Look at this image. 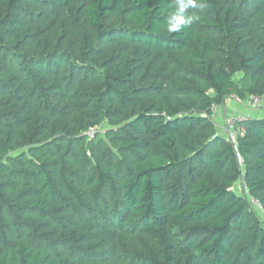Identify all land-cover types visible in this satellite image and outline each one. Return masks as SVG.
<instances>
[{"label": "trees", "instance_id": "trees-1", "mask_svg": "<svg viewBox=\"0 0 264 264\" xmlns=\"http://www.w3.org/2000/svg\"><path fill=\"white\" fill-rule=\"evenodd\" d=\"M179 2L0 0V264H264V0Z\"/></svg>", "mask_w": 264, "mask_h": 264}, {"label": "built area", "instance_id": "built-area-1", "mask_svg": "<svg viewBox=\"0 0 264 264\" xmlns=\"http://www.w3.org/2000/svg\"><path fill=\"white\" fill-rule=\"evenodd\" d=\"M263 103H264V95L262 96L253 95L249 97L246 104L247 107H249V109L256 110ZM217 111H218V106L215 103H213L210 107V114H211L210 116L213 117L214 115H216ZM249 119H250L249 114H234L224 120L223 127L221 128L225 141L228 142L234 150L236 163L239 168H242L243 166V158L240 152L238 151L237 137L243 134L240 125L248 121ZM100 131H102L101 127H90L86 131V136L89 139H92ZM242 180L243 178L239 181L242 184V191L240 192V194H245L247 196L249 209L259 217V220L264 226V207L257 198L248 194L246 186L243 184Z\"/></svg>", "mask_w": 264, "mask_h": 264}, {"label": "clouds", "instance_id": "clouds-1", "mask_svg": "<svg viewBox=\"0 0 264 264\" xmlns=\"http://www.w3.org/2000/svg\"><path fill=\"white\" fill-rule=\"evenodd\" d=\"M188 8H197L196 0H180L176 11L169 14L164 27L169 33L179 32L199 20L197 15H185Z\"/></svg>", "mask_w": 264, "mask_h": 264}, {"label": "crops", "instance_id": "crops-1", "mask_svg": "<svg viewBox=\"0 0 264 264\" xmlns=\"http://www.w3.org/2000/svg\"><path fill=\"white\" fill-rule=\"evenodd\" d=\"M232 100L233 99H229V100L226 99L225 104L220 107L221 119L223 117H229L237 112L246 113V114H249L250 116H257V117L264 116V103L258 109L251 110V109H248V107H244L241 103H239L236 100L235 102L229 104V102ZM236 103L237 105L238 104L240 105V106L238 105L237 109L235 107ZM218 123L221 124V120ZM218 128H221V127H218Z\"/></svg>", "mask_w": 264, "mask_h": 264}, {"label": "rangeland", "instance_id": "rangeland-1", "mask_svg": "<svg viewBox=\"0 0 264 264\" xmlns=\"http://www.w3.org/2000/svg\"><path fill=\"white\" fill-rule=\"evenodd\" d=\"M227 100H229V99H233L232 101H230L229 102V104L230 103H233V102H235V98H233L232 96L230 97V98H226ZM237 101V100H236ZM239 105V104H238ZM238 105H237V103H236V105H235V107H236V109L238 108ZM231 109V108H230ZM229 109V110H230ZM232 112V111H231ZM215 120H216V122H217V124H218V127H222L223 126V124H224V120L226 119V117H223L222 119H221V115H220V108H219V110H218V112H217V114H216V116H215V118H214ZM221 120V124H219L218 122ZM218 133H220L219 135H221L222 134V129L221 128H218ZM234 191L236 192V193H239L240 194V192L242 191V184L238 181V184L235 186V188H234ZM240 195H242V194H240Z\"/></svg>", "mask_w": 264, "mask_h": 264}]
</instances>
